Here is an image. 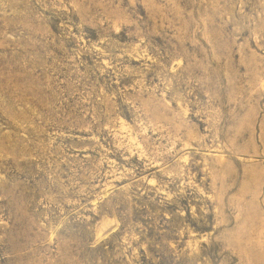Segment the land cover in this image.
Listing matches in <instances>:
<instances>
[{
  "label": "rangeland",
  "instance_id": "rangeland-1",
  "mask_svg": "<svg viewBox=\"0 0 264 264\" xmlns=\"http://www.w3.org/2000/svg\"><path fill=\"white\" fill-rule=\"evenodd\" d=\"M0 264H264V0H0Z\"/></svg>",
  "mask_w": 264,
  "mask_h": 264
}]
</instances>
